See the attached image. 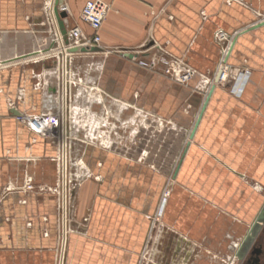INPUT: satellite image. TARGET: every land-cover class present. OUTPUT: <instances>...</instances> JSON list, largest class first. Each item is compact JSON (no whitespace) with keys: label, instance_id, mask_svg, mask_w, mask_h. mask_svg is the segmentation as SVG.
Segmentation results:
<instances>
[{"label":"crops","instance_id":"obj_1","mask_svg":"<svg viewBox=\"0 0 264 264\" xmlns=\"http://www.w3.org/2000/svg\"><path fill=\"white\" fill-rule=\"evenodd\" d=\"M87 1L64 0L69 30L90 32L80 19ZM104 1L100 50H80L72 63L83 81L72 102L66 264H229L264 200L248 181L264 184V0ZM46 10V0H0V59L12 63L0 70V264L56 263L57 146L16 119L57 104L56 59L39 55L54 40ZM219 29L237 34L229 57L237 83L234 94L217 85L191 139L217 73ZM153 57L180 58L197 74L178 83L161 63L152 70L140 62ZM156 118L183 133L171 180L142 159L144 126ZM97 131L107 146L96 145ZM29 177L53 190H28ZM160 207L163 225L154 229Z\"/></svg>","mask_w":264,"mask_h":264},{"label":"built area","instance_id":"obj_2","mask_svg":"<svg viewBox=\"0 0 264 264\" xmlns=\"http://www.w3.org/2000/svg\"><path fill=\"white\" fill-rule=\"evenodd\" d=\"M46 7L47 13L49 12L51 15L50 23L53 25L54 40L52 47L44 52L39 51V55L56 59L58 80L57 104L54 108L47 109L40 115L20 113L16 116V119L26 123L38 135L49 138L57 146L58 185L54 191L58 197L59 236L55 264H66L68 239L71 231V201L73 197V180L70 174L71 150L73 146V136L71 133L72 102L74 88L78 84V80L80 84L82 83V79H77L73 71L70 72L72 57L77 53L72 52L71 47L79 49L87 48V50H91L93 47H100L102 41L100 29L107 17L109 5L104 0H88L80 13V19L89 26L90 32L85 31L80 24H75L69 30V44L65 43L64 36L55 19L53 0H46ZM215 37L219 43H222L221 56L215 77L212 80L208 79L207 94L210 87L221 85L229 78L231 64L229 61L225 67H223V64L230 56V51L234 46L237 34H230L223 29H219ZM44 41L46 43L47 39ZM133 59L135 58L133 57ZM140 62L152 70L157 68L159 63H162V66H164L163 72L184 85L189 84L197 74L195 69L186 65L180 58L153 57ZM11 65V61L0 59V70L9 68ZM245 72L247 75L248 70H245ZM22 98L23 93L18 94L16 99L9 98L8 105L14 107L16 101ZM48 119H53L52 124L49 125L43 122V120ZM25 186L28 190L34 188L30 180ZM167 195H170V190L166 191L165 198Z\"/></svg>","mask_w":264,"mask_h":264},{"label":"rangeland","instance_id":"obj_3","mask_svg":"<svg viewBox=\"0 0 264 264\" xmlns=\"http://www.w3.org/2000/svg\"><path fill=\"white\" fill-rule=\"evenodd\" d=\"M44 21L47 24V26H49V28L52 29L53 25L50 23L51 22V15L49 12L47 13V10H46ZM163 68H164V66H162V69ZM241 70L242 69H240V71ZM165 75L169 76L168 74H165ZM169 77H171V76H169ZM210 79L212 80L213 78L211 77ZM178 83H180V82H178ZM225 83H226V85L229 84L231 86V92L234 94L235 83H237V81L234 83V81H232V79L229 76V78L223 84H225ZM237 93H238V90H237ZM149 129L153 130V132L150 131V133L149 132L147 133V130H149ZM167 130H168V128L165 124V121L158 119V118H156L154 124H152V123L145 124V126H144L145 136H144V143H143V147H142L143 152L141 154L143 155L142 159L145 163L152 165L154 168L158 167V169H161V170L163 169L162 171H165V173H166L165 176H169L170 178H168V180H171L172 173H170V170H168L169 169L168 165H169V162L173 161V158H172L173 153L172 152H174V150L178 151L177 146L180 144V140L183 137V133H181V132L174 133V130H170L168 132ZM96 133H97V138H98L96 145H98V147L99 146L100 147L107 146L109 142L107 141V139L105 137V133H103V132L100 133L98 131ZM152 134H154V135L152 136ZM163 138L167 139V140L170 139V141H172V143H173L172 145H174V144L175 145L171 147L168 144L169 142L165 143L164 145L159 144V141L161 142ZM168 150L170 152H167ZM57 151H58V149H57ZM176 160H177V158H176ZM57 171H58V165H57ZM29 180L33 184V187H34L33 189L52 191L51 190L52 187H48L45 185L44 186H36L35 183L33 182L32 178L29 177L27 179V182ZM248 181H250L251 186H253L254 191L256 193H259L260 195H262L261 197H264V184L257 181V180H248ZM172 185L173 184H171L170 186L167 185L165 187V189L163 190V200H164L163 203H165L168 200V198L170 197V195H169L168 197L165 198V193L167 190H169V188H171V191H172ZM71 206H72V204H71ZM162 212H163V209H161V207H160L159 213L157 215L158 217L156 218V221L154 222V226H153L154 229L161 228L163 225L162 222L158 221L159 217H161V215H162ZM57 245H58V242H57ZM149 245H151V244L148 243L147 248H146L145 253H144V261L147 263H148V261L149 262L151 261L150 246Z\"/></svg>","mask_w":264,"mask_h":264},{"label":"flooded vegetation","instance_id":"obj_4","mask_svg":"<svg viewBox=\"0 0 264 264\" xmlns=\"http://www.w3.org/2000/svg\"><path fill=\"white\" fill-rule=\"evenodd\" d=\"M264 207V200L260 210ZM258 215V214H257ZM256 217L249 224L244 236L236 244L232 260L229 264H264V217L256 222Z\"/></svg>","mask_w":264,"mask_h":264},{"label":"water","instance_id":"obj_5","mask_svg":"<svg viewBox=\"0 0 264 264\" xmlns=\"http://www.w3.org/2000/svg\"><path fill=\"white\" fill-rule=\"evenodd\" d=\"M63 2H64V0H55L54 1V3H55L54 4V15H55V19L57 21V24H58V26L60 28V31H61V33L64 36L65 43L69 44L70 43V40H69V27H68L69 14H68V12L65 9H62ZM79 50L86 51L87 48H80L79 49L77 47H71V51L72 52H78ZM91 50L92 51H99L100 47H93ZM126 55L128 57H133L134 56L133 53H126ZM214 88H215V86H212L210 92L208 93V95H207V97L205 99V102H204V104L202 106V109H201V111H200V113H199V115H198V117H197V119L195 121L194 127H193V129L191 131V134H190V138L191 139L195 135L196 129H197L198 125H199V122H200L202 114H203V112L205 110L206 104H207V102H208V100H209ZM263 217H264V207L259 211L258 215L256 216V219L253 222L251 229H253L255 227V225H256V222L259 221L260 219H262Z\"/></svg>","mask_w":264,"mask_h":264},{"label":"bare ground","instance_id":"obj_6","mask_svg":"<svg viewBox=\"0 0 264 264\" xmlns=\"http://www.w3.org/2000/svg\"><path fill=\"white\" fill-rule=\"evenodd\" d=\"M54 1H55V0H53V9H54V4H55ZM232 49H233V48H232ZM232 49H231V51H230V55H231ZM42 52H43V51H42ZM73 57H74V56H73ZM73 57H72V58H73ZM229 57H230V56H229ZM229 57L227 58L226 62L223 64V65H224L223 67H225V65H228L227 63H228V61H229ZM69 58H70V57H69ZM71 62H73V59H72ZM70 69H71L70 72L73 71V70H72V64H70ZM216 87H217V86H216ZM216 87H215V88H216ZM211 88H212V87H210L209 92H210ZM215 88H214V89H215ZM209 92H208V93H209ZM72 106H73V105H72ZM52 120H53V119L43 120V122L46 123V124H49V125H50V124H52ZM169 190H170V193H171V188H169ZM168 196H169V195H167L166 197H168Z\"/></svg>","mask_w":264,"mask_h":264}]
</instances>
